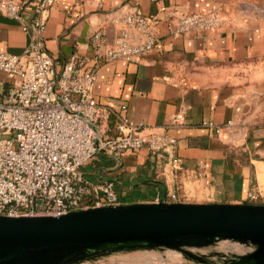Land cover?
<instances>
[{"label": "crops", "instance_id": "1", "mask_svg": "<svg viewBox=\"0 0 264 264\" xmlns=\"http://www.w3.org/2000/svg\"><path fill=\"white\" fill-rule=\"evenodd\" d=\"M131 8L157 16V46L136 60L100 62L93 95L111 110L98 120L97 138L114 136L118 117L125 114L173 135L181 166L144 149L116 157L100 151L81 166L84 177L93 183L113 180L123 204L153 202L162 195L175 202L168 199L171 192L179 202L264 203V0H58L48 10L44 48L59 64L71 55L91 59L94 33L102 36L101 53L124 28L119 18ZM213 9L224 17L218 29L167 33L174 14ZM29 29L24 32L21 22L0 11V52L23 55ZM18 80L0 71V93ZM174 117L179 122L167 127ZM203 120L221 131L207 129ZM169 262L121 251L76 264Z\"/></svg>", "mask_w": 264, "mask_h": 264}, {"label": "built area", "instance_id": "2", "mask_svg": "<svg viewBox=\"0 0 264 264\" xmlns=\"http://www.w3.org/2000/svg\"><path fill=\"white\" fill-rule=\"evenodd\" d=\"M57 1L0 0V11L21 22L24 32L31 26L23 55L0 52V71L19 79L0 93V215H59L121 204L113 180L93 183L81 172V166L100 151L116 157L127 150L144 149L167 155L174 167L181 166V159L174 156L177 141L173 135L165 128L154 130L133 122L125 114L119 115L114 136L97 138V122L111 110L93 95L98 66L101 61L136 60L154 49L157 16L128 9L119 18L124 28L103 52L99 53L102 36L96 32L93 58L71 55L59 64L44 48L48 10ZM223 23V15L215 9L191 11L174 14L166 30L180 36L215 30ZM181 85L185 88L187 82ZM178 122L174 117L166 126ZM202 125L221 131L211 120H203ZM168 199L177 201L176 192L169 193Z\"/></svg>", "mask_w": 264, "mask_h": 264}, {"label": "water", "instance_id": "3", "mask_svg": "<svg viewBox=\"0 0 264 264\" xmlns=\"http://www.w3.org/2000/svg\"><path fill=\"white\" fill-rule=\"evenodd\" d=\"M216 240L250 244L215 264H264V203L158 201L88 207L59 215H0V264H76L124 250H191ZM223 257V254H222Z\"/></svg>", "mask_w": 264, "mask_h": 264}, {"label": "rangeland", "instance_id": "4", "mask_svg": "<svg viewBox=\"0 0 264 264\" xmlns=\"http://www.w3.org/2000/svg\"><path fill=\"white\" fill-rule=\"evenodd\" d=\"M251 249L252 246L250 244H242L233 240H216L215 242L200 248L191 247L192 251L198 254H205L211 264H215L222 261L224 258H230L237 254H244L249 252ZM123 252H137L139 254L145 255L146 257H153L155 255L157 260L161 261L168 259L170 260L169 263L171 264H195L185 258L179 251L169 248L138 249L129 251L124 250ZM146 259H144V262H149L152 260L150 258Z\"/></svg>", "mask_w": 264, "mask_h": 264}, {"label": "trees", "instance_id": "5", "mask_svg": "<svg viewBox=\"0 0 264 264\" xmlns=\"http://www.w3.org/2000/svg\"><path fill=\"white\" fill-rule=\"evenodd\" d=\"M96 155H97V154H96ZM96 155H95V156H96ZM95 156H94V157H95ZM94 157H93V158H94ZM93 158H92V159H93ZM92 159H91V160H92ZM91 160H89V161H91ZM89 161H88V162H89Z\"/></svg>", "mask_w": 264, "mask_h": 264}]
</instances>
